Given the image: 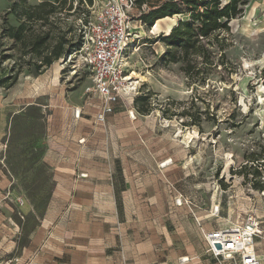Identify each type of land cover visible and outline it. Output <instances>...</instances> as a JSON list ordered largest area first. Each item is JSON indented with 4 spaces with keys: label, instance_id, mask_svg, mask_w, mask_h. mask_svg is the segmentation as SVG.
I'll return each instance as SVG.
<instances>
[{
    "label": "rangeland",
    "instance_id": "obj_1",
    "mask_svg": "<svg viewBox=\"0 0 264 264\" xmlns=\"http://www.w3.org/2000/svg\"><path fill=\"white\" fill-rule=\"evenodd\" d=\"M246 1L229 31L193 37L189 51L163 42L189 14L149 27L143 16L165 0L137 1L125 72L137 94L97 127L101 101L85 96L92 75L74 51L94 0H0V264H28L32 236L41 245L77 230L126 234L140 249L147 234L156 242L166 235L149 245L165 247L171 261L184 252L182 233L193 240L229 222H264V0ZM56 46L69 52L41 67ZM77 124H85L95 183L64 194L73 184L53 177L45 150L52 137L51 157H76L69 148L79 143L66 136ZM114 156L126 160L129 177L115 192L107 179ZM69 219L97 225L58 223ZM103 219L113 225H99Z\"/></svg>",
    "mask_w": 264,
    "mask_h": 264
},
{
    "label": "crops",
    "instance_id": "obj_2",
    "mask_svg": "<svg viewBox=\"0 0 264 264\" xmlns=\"http://www.w3.org/2000/svg\"><path fill=\"white\" fill-rule=\"evenodd\" d=\"M119 104L116 105L113 114L117 113V106ZM76 111L81 112L80 109H76ZM74 117L75 119L80 118V116L76 117L75 113ZM95 124L97 127L105 125L97 123L96 117ZM73 130L76 135L70 134L66 137L69 139H75V143H79L74 144L73 147L75 148H69L76 154V157L73 159L69 156L60 159L51 157L50 155L53 154L56 149V147L53 146L54 142L51 143L53 141L51 135V138L48 141L49 146L47 150H45L46 154L44 162L49 166L53 177L62 180L63 185L70 183L73 184V190L61 191V193L64 194L79 193L81 187L85 186L87 179L90 180L92 184L95 183V174L93 175V170H87L89 167L87 164V157L85 156L86 148L82 145L85 143L83 137L84 134H82L85 130V124H77L76 129L74 128ZM64 151L61 153L64 154ZM109 164L112 168L110 170L111 173L107 174V179L111 180V187L113 192H115L116 188L125 185L127 186V180L129 178L128 167L126 166V160H123V158L119 156H114V159L109 161ZM115 210H118L117 204H115ZM63 222H65L66 225L73 223L71 225L79 227H92L97 225V220L69 219L58 221V223ZM99 222V225L104 226L105 228H109L113 225L110 224L112 222L107 219L99 220ZM87 223H89V225H87ZM80 231L83 230H77L73 234L67 231L65 234L63 233L58 236L52 234L48 236L46 238L47 240L43 241L41 245H38L37 241L34 240L36 236H32L28 248L23 252V258L25 257L24 255H30L28 264H221L207 252V244L201 235L197 236V238L195 236V238L191 240L193 237L190 236V239L186 238L183 233L180 234V237L176 242H178V244H185L184 252L179 249L175 256L170 257L171 261L170 259L168 261L166 258L165 247L161 248V250L151 251L149 245L151 242H165L167 240L166 235H160V240L156 242L150 240L152 236H148L147 234L145 236V242L144 240L142 241V243H147V246L145 249H140L139 245H130L128 240L131 238L126 234H118L116 232L113 235L102 236L93 234V231L88 234ZM134 243L137 244L139 242L137 241ZM155 248L158 249L159 246ZM256 252L260 259V264H264V232L261 237L256 239ZM43 254H46L47 256L45 255L42 260L40 256ZM20 258H22V254Z\"/></svg>",
    "mask_w": 264,
    "mask_h": 264
},
{
    "label": "built area",
    "instance_id": "obj_3",
    "mask_svg": "<svg viewBox=\"0 0 264 264\" xmlns=\"http://www.w3.org/2000/svg\"><path fill=\"white\" fill-rule=\"evenodd\" d=\"M97 1L101 6H96ZM94 0L92 14L86 26L80 47L75 55L92 75V84L85 96L98 97L101 107L96 122L106 124L121 101H133L137 94L134 83L125 75L127 50L131 43L132 13L137 0ZM134 110L128 112L131 118ZM76 111L75 116H80ZM254 218L247 224L229 222L211 232H203L207 252L221 264H260L256 239L263 235ZM220 245V248L217 247Z\"/></svg>",
    "mask_w": 264,
    "mask_h": 264
},
{
    "label": "trees",
    "instance_id": "obj_4",
    "mask_svg": "<svg viewBox=\"0 0 264 264\" xmlns=\"http://www.w3.org/2000/svg\"><path fill=\"white\" fill-rule=\"evenodd\" d=\"M138 2L140 0H137ZM137 2V3H138ZM65 4L60 9L59 13L65 10ZM248 5L246 0H165L162 6L149 14L143 16L142 20L150 27L157 20L162 18H170L168 16L180 15L186 16L189 14V19L180 21L171 32L164 38L163 42L172 48L180 47L185 51H189L195 47L193 37L199 36L208 38L220 31L221 29L230 30V23L237 18L243 16L245 7ZM44 7L36 8L40 9ZM54 9L46 12V16L55 13ZM14 37L17 36V31L14 30ZM82 42V41H81ZM81 43L74 50L80 47ZM69 50L63 51L61 47H54L52 56L45 59V63L41 67H50L56 60H59L63 54H67ZM8 76L5 79H9ZM2 81H0L1 84ZM143 97L139 98L140 100Z\"/></svg>",
    "mask_w": 264,
    "mask_h": 264
},
{
    "label": "bare ground",
    "instance_id": "obj_5",
    "mask_svg": "<svg viewBox=\"0 0 264 264\" xmlns=\"http://www.w3.org/2000/svg\"><path fill=\"white\" fill-rule=\"evenodd\" d=\"M169 18H165V19H162V20H159L157 23H161V22H163V21H165V20H168ZM171 28V26L167 29V30H169ZM172 30V29H171ZM127 80H130V79H128L127 78ZM133 115H135L134 114V112H133ZM218 212H219V210H217ZM264 222H259V224H263ZM262 231V230H261Z\"/></svg>",
    "mask_w": 264,
    "mask_h": 264
},
{
    "label": "water",
    "instance_id": "obj_6",
    "mask_svg": "<svg viewBox=\"0 0 264 264\" xmlns=\"http://www.w3.org/2000/svg\"><path fill=\"white\" fill-rule=\"evenodd\" d=\"M173 29V28H172ZM218 248H220V245H217Z\"/></svg>",
    "mask_w": 264,
    "mask_h": 264
}]
</instances>
